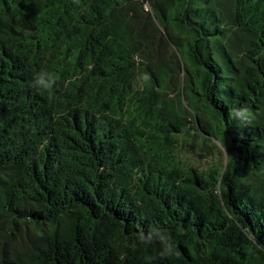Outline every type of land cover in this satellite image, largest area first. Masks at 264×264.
<instances>
[{"label":"trees","instance_id":"trees-1","mask_svg":"<svg viewBox=\"0 0 264 264\" xmlns=\"http://www.w3.org/2000/svg\"><path fill=\"white\" fill-rule=\"evenodd\" d=\"M146 256L264 264V0H0V264Z\"/></svg>","mask_w":264,"mask_h":264},{"label":"clouds","instance_id":"clouds-1","mask_svg":"<svg viewBox=\"0 0 264 264\" xmlns=\"http://www.w3.org/2000/svg\"><path fill=\"white\" fill-rule=\"evenodd\" d=\"M58 79V76L48 71L41 70L33 77L32 86L37 90L51 93L55 89ZM144 79L146 81L150 79L147 73L144 74ZM230 116L231 119L236 121L241 128L248 127L254 119L253 112L247 106H240L233 109ZM138 242L145 245L158 243L160 245V258H178L180 255V252L177 250V247L166 228L150 226L147 232L141 231L138 234ZM155 259L156 257L154 256L144 257L145 264H153Z\"/></svg>","mask_w":264,"mask_h":264},{"label":"rangeland","instance_id":"rangeland-1","mask_svg":"<svg viewBox=\"0 0 264 264\" xmlns=\"http://www.w3.org/2000/svg\"><path fill=\"white\" fill-rule=\"evenodd\" d=\"M213 146V145H212ZM182 154L187 156V160L191 161L195 166L205 167L212 160L216 159L221 165L224 164L225 152L218 144L212 149L204 147L201 143H195L187 149H182Z\"/></svg>","mask_w":264,"mask_h":264}]
</instances>
